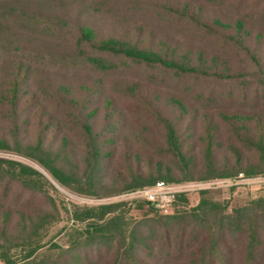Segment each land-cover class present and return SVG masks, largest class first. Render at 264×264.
I'll return each mask as SVG.
<instances>
[{
  "label": "rangeland",
  "instance_id": "1",
  "mask_svg": "<svg viewBox=\"0 0 264 264\" xmlns=\"http://www.w3.org/2000/svg\"><path fill=\"white\" fill-rule=\"evenodd\" d=\"M186 10L189 18L178 12ZM195 13L206 24L214 18L231 21L243 16L254 34L264 31V0H0L1 86L9 85L19 70L29 91L24 99L36 96L42 112L63 117L62 131L53 138L60 150L57 163L79 180L78 188L66 186L36 160L0 149V159L26 163L47 177L37 179L39 184L34 187L8 175L0 177V208L13 214L7 226H0V244L11 256V264H186L205 249L209 262L222 264L209 253L213 243L217 247L219 243L228 256L225 264H244L239 252L243 236L224 233L212 215L196 208L202 198L216 204L220 215L252 207L255 200L264 198V172L199 179L208 172L203 120L214 117L218 121L219 110L252 112L263 107L264 76L250 55L231 42L233 29L206 28L193 19ZM84 25L95 29L96 43L113 36L141 47H163L175 57L188 53L195 59L199 51L217 54L230 66L224 74L238 78L176 74L101 51L95 43L81 47ZM255 36L249 43L264 67V33L259 42ZM83 51L109 59L116 67L99 69ZM173 97L183 100L187 111ZM78 107L84 117L90 116L102 151L113 149V157H93ZM167 120L183 135V151L190 159L187 165L166 144ZM35 124L28 125L27 140L35 138ZM219 128L212 141L215 159L218 151L238 140L227 124L221 123ZM127 144L161 164L153 173L145 167V178H183L177 183L187 185L176 198L188 193L192 201L187 213H179L183 217L163 216L142 207L137 202L142 198L131 193L133 189L118 191L131 178L123 150ZM250 148L247 154L260 163L255 147ZM137 163L134 161L135 167ZM189 176L193 179H185ZM110 203H124L115 212L120 226L117 223L112 234L104 231V236L97 235L94 240L89 226L99 222L95 218L99 206ZM17 210L26 215L22 221ZM163 212L173 213L174 206ZM38 244L34 253L25 257ZM0 264L9 262L0 258Z\"/></svg>",
  "mask_w": 264,
  "mask_h": 264
},
{
  "label": "trees",
  "instance_id": "2",
  "mask_svg": "<svg viewBox=\"0 0 264 264\" xmlns=\"http://www.w3.org/2000/svg\"><path fill=\"white\" fill-rule=\"evenodd\" d=\"M184 8L188 9L186 5ZM174 11L176 12V10ZM178 12L181 16H186L187 18L190 17L187 10ZM196 18L199 19L197 21H199L200 24L203 23L201 22V16L195 13L193 19L196 20ZM247 21V18L243 16H239L231 21L214 18L211 24L203 23V25L206 28L216 27L233 29L234 33L231 34V42L234 46L245 50L247 54L250 55L251 59L259 68V72L264 76V67L261 65L262 61H260L261 57L251 49V44L249 43L250 37L254 35H256L255 41L259 42L264 31L260 29L254 34ZM80 32L79 44L81 47H83V44L90 45L95 43L97 48L101 51L111 54H121L135 62L145 63L152 67L171 69L174 70L176 74L238 78V76H228L229 74H224V71H227L230 66L227 65L226 62L222 63L217 54L206 55L204 52L199 51L195 59L189 58L188 53L180 54L175 57L171 53H168L163 47H141L132 41L113 36L101 39L96 43V31L93 27L88 25L81 26ZM82 54H86V59L99 69L109 70L116 67V63L109 59H105L104 57L94 56L85 51H83ZM218 65H221V69L218 68ZM20 68L21 67L19 66V69ZM16 72L11 78L9 85H5V88L1 86L2 83L0 82V149L14 150L36 160L60 183L72 188H78L76 182L79 180L75 173L66 171L57 163L60 150L55 148L53 138L60 135L65 120L62 116L56 117L49 112H42L43 109L36 96L34 97L32 95L30 101L24 99V97L29 94L28 89L24 86L25 76H23L19 70L17 73ZM172 100H174L183 111H187V107L183 100L174 97ZM78 110L80 112L78 117L81 122L83 121L82 126L89 139L88 145L91 148L93 157L99 160H104L105 157H113V149L102 151V143L98 140V135L93 132V127L90 123V116L87 114L84 117L82 109L78 107ZM94 113V110L89 112L90 115ZM213 118H205L203 120L206 123L202 137L204 140L203 142L206 145V168L208 172L200 176L199 179L229 177L240 172H244L248 175H255L259 172H264V105L263 107L254 108L252 112H246L243 110H219L218 121ZM33 121H36V135L35 138L27 140L28 125ZM221 123L227 124L229 131L236 135L238 140L235 143H231L227 149L221 150L220 152L218 151V158L216 157L215 159L213 157L215 145H212V141L217 138V132L219 135V127ZM182 136L181 133L177 131L175 125L167 120L165 132L166 144L168 143L173 152L187 165L190 163V159L187 158L183 151L184 143ZM141 138L143 142H148L146 137ZM109 141L115 140L110 138ZM247 143H250L251 147H255L261 160L260 163L252 161L249 154H247V151L251 149ZM127 146L128 147H125L123 150L131 178L129 180L127 178L129 183H127L125 187L118 189V191L142 188L161 179L154 177L153 175L149 178H145V167L149 169L150 173H153L158 166H161L160 163L155 164L152 162V155L144 154L139 150L134 151L131 144H127ZM219 146L220 144L218 142V149ZM134 161L139 162L137 163V167L134 166ZM144 161L147 163L149 162L147 166L142 165L144 164ZM167 170L169 171L170 167H167ZM0 174V177L8 175L11 180L20 179L24 184L32 187L38 185L40 179L46 180L47 178L41 171L33 166L17 160L0 159ZM159 177L165 178L168 182H177L183 179L176 176ZM37 179L38 182H36ZM185 179H193V176H189ZM137 202L142 207L147 206L151 211L168 217H183V215L187 213L186 209L192 205L188 193H181L175 198L173 202L174 212L171 214H165L161 207L153 204L147 199L142 198ZM123 204L124 203H118L115 205L110 203L99 206L98 214L95 217L99 222H94V224L89 226L92 228V239H97L94 238L97 237V235H100L101 237L104 236L105 232L112 234L113 230L117 228L118 225L120 226L118 222L119 215L115 214V212L117 211L118 206L120 208ZM93 209L95 210V208H90V211ZM196 210L204 211L206 215H212L217 220L218 229H221L224 233L227 234L230 232L233 235H240V237L243 236V238H241L243 242L239 252L241 253V259L244 260V264H264V237L261 236V229L264 225V198L255 200L252 207L244 206L236 209L232 215H225L222 214V212L221 215L218 214L216 204L213 205L212 202L210 203L205 198H202L197 204ZM92 212L87 216H91ZM180 212H183V215H180ZM15 213L19 214L20 221L26 216L25 213L20 210H17ZM215 214L218 215V219ZM12 219V212L9 209L1 207L0 226H7ZM117 223L118 225H116ZM218 241H220V238ZM213 245L208 248V250L210 249V255H215L220 263L225 264L228 260V256L221 249L219 243L218 247L216 246L217 243H215L214 246ZM39 246L40 244L33 246L25 257L31 256ZM2 248L3 247L0 244V258H5V260L11 264L13 262L11 256L3 251ZM207 253L206 249L203 252L196 253L197 257L187 261L186 264H212L209 262Z\"/></svg>",
  "mask_w": 264,
  "mask_h": 264
},
{
  "label": "built area",
  "instance_id": "3",
  "mask_svg": "<svg viewBox=\"0 0 264 264\" xmlns=\"http://www.w3.org/2000/svg\"><path fill=\"white\" fill-rule=\"evenodd\" d=\"M187 184L168 182L163 179L157 180L155 183L134 189L130 191L137 196L151 201L153 204L168 210L173 207V202L180 191L185 189Z\"/></svg>",
  "mask_w": 264,
  "mask_h": 264
}]
</instances>
